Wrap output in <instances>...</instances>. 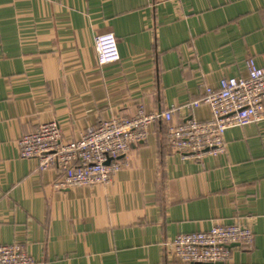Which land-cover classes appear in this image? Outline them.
Segmentation results:
<instances>
[{
	"label": "crops",
	"instance_id": "1",
	"mask_svg": "<svg viewBox=\"0 0 264 264\" xmlns=\"http://www.w3.org/2000/svg\"><path fill=\"white\" fill-rule=\"evenodd\" d=\"M108 33L121 60L102 67L94 39ZM248 58L264 66V0H0V246L26 244L41 264H181L179 234L236 223L255 242L233 246L229 264H264V123L227 131L226 155L202 162L171 154L154 126L108 188L57 189V167L18 156L49 122L73 142L140 106L198 101L246 77Z\"/></svg>",
	"mask_w": 264,
	"mask_h": 264
},
{
	"label": "built area",
	"instance_id": "2",
	"mask_svg": "<svg viewBox=\"0 0 264 264\" xmlns=\"http://www.w3.org/2000/svg\"><path fill=\"white\" fill-rule=\"evenodd\" d=\"M155 5H181L184 0H153ZM98 64L102 67L120 62L117 39L108 33L94 39ZM247 76L222 79L216 88L207 87L203 97L181 107L150 114L140 106L133 117H123L87 129L80 139L65 142L55 121L39 126L18 141V156L36 160L38 170L57 167L64 175L57 189L108 188L120 173L131 168L133 145L145 143L150 129L164 128V139L171 154L185 160L202 162L226 155V132L264 123V66L253 58L246 60ZM206 107L211 118L196 119L192 113ZM188 117L177 121L181 114ZM251 227L240 224L216 225L207 232L179 234L170 244L172 256L181 264H229L232 247H254ZM0 264H41L26 244L0 246Z\"/></svg>",
	"mask_w": 264,
	"mask_h": 264
}]
</instances>
